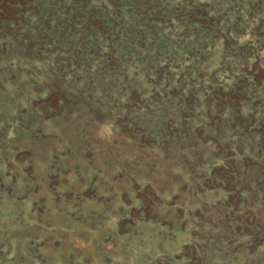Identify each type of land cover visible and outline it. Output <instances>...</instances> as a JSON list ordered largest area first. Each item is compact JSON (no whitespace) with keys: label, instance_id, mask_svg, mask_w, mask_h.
<instances>
[{"label":"rangeland","instance_id":"obj_1","mask_svg":"<svg viewBox=\"0 0 264 264\" xmlns=\"http://www.w3.org/2000/svg\"><path fill=\"white\" fill-rule=\"evenodd\" d=\"M3 1L0 264H264V0Z\"/></svg>","mask_w":264,"mask_h":264},{"label":"trees","instance_id":"obj_2","mask_svg":"<svg viewBox=\"0 0 264 264\" xmlns=\"http://www.w3.org/2000/svg\"><path fill=\"white\" fill-rule=\"evenodd\" d=\"M73 1H75V0H73ZM15 9H16V7L12 3H9V2L4 3V1L1 0L0 1V23L4 22L5 20L10 19L11 15H12L11 13ZM73 12H76V11H73ZM91 14H92V12L89 13L87 18H89ZM93 19H97L98 20V17H92L91 20H93ZM87 21H88L87 25L91 26L92 30H97L102 24L101 20H100V22H98V21H95V22L92 21L91 22L90 20L87 19ZM4 27H6V25Z\"/></svg>","mask_w":264,"mask_h":264}]
</instances>
